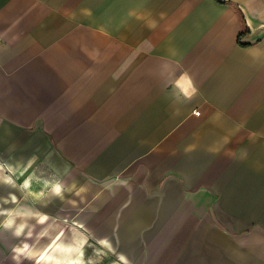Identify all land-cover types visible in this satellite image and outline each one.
<instances>
[{
  "label": "crops",
  "instance_id": "crops-1",
  "mask_svg": "<svg viewBox=\"0 0 264 264\" xmlns=\"http://www.w3.org/2000/svg\"><path fill=\"white\" fill-rule=\"evenodd\" d=\"M0 34V169L44 208L119 264H264V0H0Z\"/></svg>",
  "mask_w": 264,
  "mask_h": 264
},
{
  "label": "rangeland",
  "instance_id": "rangeland-1",
  "mask_svg": "<svg viewBox=\"0 0 264 264\" xmlns=\"http://www.w3.org/2000/svg\"><path fill=\"white\" fill-rule=\"evenodd\" d=\"M4 167V169H0V264L117 263L78 224V219L56 216L52 208L53 202L51 201L50 203L46 202V204L51 206L50 211L48 206L44 208L45 202H40L41 197L37 196V194H43V197L46 196L48 200H50L49 197H52L54 190L52 183L56 178L51 171L35 170V173L40 176L36 188H33L32 191L30 186L18 177V174L30 177L31 171L24 170V173H21L20 171L8 170L6 166ZM25 208L29 209L30 212L25 213ZM41 213L45 214L46 220L39 218ZM10 215H14V219L8 218ZM58 221L63 223L62 234L58 244L51 247L54 240L52 239V234L48 233V231L49 229L53 230L54 223ZM73 225L79 226L86 232L89 237L87 242L79 244L78 235L70 232L72 231L71 229H74L72 228ZM76 244L77 250L75 249ZM36 251H45L43 258L40 256L42 260L39 261V258L30 256L31 253L37 255ZM72 257L75 258L70 263L69 260Z\"/></svg>",
  "mask_w": 264,
  "mask_h": 264
},
{
  "label": "trees",
  "instance_id": "trees-1",
  "mask_svg": "<svg viewBox=\"0 0 264 264\" xmlns=\"http://www.w3.org/2000/svg\"><path fill=\"white\" fill-rule=\"evenodd\" d=\"M239 15H240L241 21L243 22V27H244V30H247V25H246V22H245V19H244V17H243V15H242V13H241V12H239Z\"/></svg>",
  "mask_w": 264,
  "mask_h": 264
},
{
  "label": "bare ground",
  "instance_id": "bare-ground-1",
  "mask_svg": "<svg viewBox=\"0 0 264 264\" xmlns=\"http://www.w3.org/2000/svg\"><path fill=\"white\" fill-rule=\"evenodd\" d=\"M8 220V219H7ZM22 226V225H21ZM82 239H85L84 237H82ZM79 240V239H78ZM58 242H59V240L56 242V244L54 245V246H56L57 244H58ZM53 246V247H54ZM37 249V248H36ZM33 251H35L34 249H33ZM78 251H80V250H78ZM28 252V251H27ZM37 252V251H36ZM42 258H43V255H42ZM73 260H74V257H72L70 260H69V262L70 263H72L73 262ZM116 264H118V263H116Z\"/></svg>",
  "mask_w": 264,
  "mask_h": 264
},
{
  "label": "clouds",
  "instance_id": "clouds-1",
  "mask_svg": "<svg viewBox=\"0 0 264 264\" xmlns=\"http://www.w3.org/2000/svg\"><path fill=\"white\" fill-rule=\"evenodd\" d=\"M193 91H194V92H195V91H198V89H197V88H194ZM55 191H56L57 193L60 192V187H59V185L56 186Z\"/></svg>",
  "mask_w": 264,
  "mask_h": 264
},
{
  "label": "built area",
  "instance_id": "built-area-1",
  "mask_svg": "<svg viewBox=\"0 0 264 264\" xmlns=\"http://www.w3.org/2000/svg\"><path fill=\"white\" fill-rule=\"evenodd\" d=\"M1 34H0V42H1ZM200 111L199 110H196L195 113H199Z\"/></svg>",
  "mask_w": 264,
  "mask_h": 264
}]
</instances>
